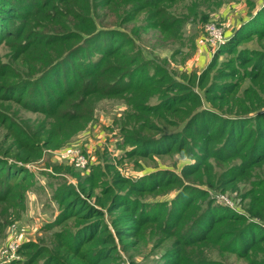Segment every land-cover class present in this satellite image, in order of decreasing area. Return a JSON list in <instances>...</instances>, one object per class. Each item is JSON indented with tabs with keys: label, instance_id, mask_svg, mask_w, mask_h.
Segmentation results:
<instances>
[{
	"label": "trees",
	"instance_id": "obj_1",
	"mask_svg": "<svg viewBox=\"0 0 264 264\" xmlns=\"http://www.w3.org/2000/svg\"><path fill=\"white\" fill-rule=\"evenodd\" d=\"M166 1L35 0L32 9L15 12L9 6L5 12L7 14L0 17V26L10 21L0 33V42L11 38L16 52L13 59L23 56L22 63L27 62L26 58L37 62L48 61L45 67H41L42 63L37 65L38 68L30 66V73L18 70L30 76L29 80L20 81L22 86H26L22 94L28 90V95L40 78L61 63L73 61L77 64V70L69 69L65 77L70 80L72 76L71 82L64 87L59 86L58 93L47 101V105L37 106L41 101V89H33L30 93L36 106L27 108L49 117L47 128L37 126L34 132L31 131L32 137H29V132L17 133V124H11L5 116H0V122L15 133V138L21 139L15 147L16 158L32 161L41 156L42 148L63 146V138H69L88 122L92 115L93 97L99 95L117 96L131 102L133 112L130 111L132 113L129 115L134 116L135 121L130 126L124 119L119 126L121 143L129 145L127 154L149 156L186 150L195 158L194 163L182 167L180 176L157 170L144 179L131 180L117 172L112 180L113 185L106 187L101 194L65 187L60 197L64 209L57 220L47 224V228L73 216L79 223L72 234L63 237V251L47 255L43 264H76L69 260L74 258H78L81 264H111L117 258L115 237L118 240L134 237L142 226L154 219L162 230H177L176 223H170L169 219L179 221L183 218L192 220L189 230L181 234L178 233L181 231L179 228L174 250L162 258L160 264H179L183 251L181 247L201 242L210 237L209 234L215 238L218 234L221 238L227 237L232 240L231 243L238 241L239 255L247 257L251 254L250 264H264V259H258L256 253L259 248H264V179L255 173L256 169L264 165V52L255 49L237 50V46L245 39L257 34L264 35V0L260 8H255L252 17L214 50L211 62L198 78L188 75L184 80L173 78L166 68L145 59L139 51L130 54L125 52L124 49L133 45V40L119 27L101 26L97 22V12L102 8L114 11L117 17L115 24H119L121 19L128 21L136 9L122 6L132 3V8H140L139 11L147 8L159 11L155 24L166 26L163 15ZM0 7L4 10L8 8V1L0 0ZM24 16L28 19L22 20ZM16 18H20L21 22H17ZM35 28H45L46 32L39 33ZM112 32L119 36L116 33L111 35L104 48L98 44L103 39L100 38L102 35ZM115 36L121 39L116 41ZM223 54L235 56L211 75L210 70ZM138 62L142 64V69L135 65ZM0 68V76L8 77H14L13 73L16 74L17 70L9 63L1 62ZM244 79L248 81L247 85H242ZM12 87L14 84H1L0 94ZM15 88L12 94L0 96L8 100L16 99ZM146 94L151 95L152 102L138 105L139 99ZM19 97V103H27ZM133 98L136 104L132 103ZM136 112L143 114L138 115ZM175 116L177 121L173 120ZM161 122L174 126L178 123L180 131H162ZM155 131H158L155 137L148 133ZM231 157L240 159V164L232 170V174L213 177L208 179L207 184L222 192L239 193L240 180H249L252 189L240 196V202L248 199L243 207L244 212L214 203L215 198L208 199L205 209L200 211L197 202L200 198L203 201L209 191L186 185L187 191L182 193V199L171 202L169 207L157 206L156 203L141 204L130 195L171 183H182V177L196 174L209 159L224 161ZM2 162L4 160L0 159V168ZM89 166L91 168L92 164ZM207 166L212 169L211 164ZM8 174L5 187L16 186L28 177L25 168L15 167L13 171L9 168ZM254 176L256 179L252 180ZM121 186H125L126 193H121ZM92 196L93 201H90ZM104 210L109 214L120 210L119 214L111 218L114 233L104 222ZM249 217L252 221L247 220ZM23 247L24 243L19 250ZM184 264H188V261Z\"/></svg>",
	"mask_w": 264,
	"mask_h": 264
},
{
	"label": "rangeland",
	"instance_id": "obj_2",
	"mask_svg": "<svg viewBox=\"0 0 264 264\" xmlns=\"http://www.w3.org/2000/svg\"><path fill=\"white\" fill-rule=\"evenodd\" d=\"M6 1H8V8L4 10L0 7V17L7 14L5 12L9 10V6L15 12H22L26 11V8L32 9L35 3V0ZM262 2L263 0H167L163 13L166 18V26L155 24L159 11L151 8L139 11L140 8H132L131 3L122 6L124 8L128 6L127 8L132 10L136 9L133 17L128 21L121 19L119 24H115L117 17L114 11L109 12L102 8L97 12L99 15L97 22L101 26L119 27L133 40V45L124 49L125 52L129 54L137 53L136 51L141 52L145 59L153 60L166 68L173 78L184 80L186 76L194 75V79H197L198 75L211 62L215 50V46L208 40L205 33L206 25L214 23L224 33L230 32V36L235 29L255 14V8H260ZM16 19L14 20L20 23L21 19L27 20L28 17ZM9 22L2 23L0 33ZM35 29L39 33L46 32L45 28ZM245 31L244 29L243 33H246ZM114 33L116 32L102 35L100 38H103L104 42L101 40L98 44L103 48L107 46L111 35H115ZM116 35L119 36L118 33ZM118 36L114 38L116 41L121 39ZM11 41V38H6L0 42V62L9 63L17 70L16 74L13 73L14 77L0 76V85L14 84L16 99H3V96L12 94L11 91L14 87L1 92L0 95L3 96H0V116H5L11 124L16 123L17 133L27 131L30 133L29 137H32L31 131L34 132L37 126L47 128L50 118L42 112L27 108L30 105L36 106L30 98V93L33 89H41V101L37 106L47 105V101L58 93L59 86L64 87L68 82H71L72 76L70 80L65 77L69 69L77 70L75 69L77 64L73 61L61 63L59 67L40 78L28 95V90L22 94L26 86H22L23 83L20 81L29 80L30 76L18 72V70L30 73V66L34 65L38 68L37 65L42 63L41 67H45L48 61L37 62L26 58L27 62L22 63L23 56L13 59L16 52H14L15 48ZM242 49H255L264 52V35L257 34L245 39L237 46V50ZM234 56L235 54L220 56L210 70V74L213 75L218 67L223 68L227 61ZM135 65L142 69L140 62ZM149 71L151 72L152 69ZM247 83L246 79L242 80V85H247ZM146 95L148 98L145 96L139 99L138 105L152 102L151 95ZM19 96L28 104L26 102H24L26 104L19 103ZM201 96H203L202 93ZM93 98L95 100L92 103V115L85 126L69 138H63L61 140L63 146L55 149L42 148L41 156L32 161L16 158L15 147L21 139L15 138V133L6 124L0 122V159L4 160L0 168V195L3 196L0 198V264H43L47 255L63 251V237L68 233L72 234L79 221L73 216L52 227L47 228V224L57 220L64 209L60 197L65 187L85 189L93 191L94 194H101L106 187L113 185L112 180L117 172L131 180L144 179L151 172L157 170L176 173L180 176L182 167L195 162V158L186 150L149 156L127 154L126 150L129 145L121 143L119 126L124 122V119L130 126L135 121V117L129 115L133 112L131 102L117 96L99 95ZM135 101L133 98L132 103L136 104ZM136 113L143 114V112ZM173 120H176V116ZM161 127L162 131L169 132H177L181 128L178 123L174 126L163 122H161ZM148 133L155 137L158 131ZM22 140H26V138H22ZM80 153L85 156L84 160L87 162L85 165L80 163L79 157L82 156ZM90 164H92L91 168ZM209 164L212 165L211 170L208 169L207 165ZM239 164L238 157H231L224 161L209 159L199 172L185 178L182 177V183H171L155 190L131 193L130 195L136 197L141 204L153 205L156 203L157 206L167 205L169 207L171 202L175 203V200L182 199V193L187 191V188L184 187L186 185L189 188L209 191V195L203 201L200 198L197 202L200 205V211L205 209L208 199L215 198L214 203H222L236 208L238 212H244L243 207L248 199L240 202V196L252 189L253 186H250L249 180H240L239 193L222 192L207 184L208 179L213 177L231 175L232 170ZM15 167L25 168L28 177L26 176L25 181L18 182L16 186L5 187L9 175L8 169L12 168L13 171ZM255 173L257 177L264 179V165L256 169ZM255 179L256 176L252 177V180ZM8 188L10 190L7 193ZM120 191L126 193L125 186H121ZM90 201H93V196ZM152 208L156 209L155 206ZM119 213L120 210L112 214L104 210V222L113 233L111 218ZM251 219L247 218L249 221ZM169 221L176 223L177 230H162L154 219L142 226L134 237H124L121 240L115 237L117 258L111 264H160L162 258L174 250L178 235L176 232L179 228L181 227V231L178 233L182 234L189 230L192 222L191 219L185 218L179 221L169 219ZM209 236L196 244L183 245L179 264H184L185 261H188V264H250L249 255L251 254H248L247 257L238 254L240 249L238 241L231 243L232 240L223 236L221 238L219 234L217 238L212 234ZM19 242L17 250L11 252L9 245ZM22 243L25 244V247L19 250ZM256 253L258 259H264V248H259ZM69 257L72 258L71 255ZM69 260L81 264L78 258Z\"/></svg>",
	"mask_w": 264,
	"mask_h": 264
},
{
	"label": "built area",
	"instance_id": "obj_3",
	"mask_svg": "<svg viewBox=\"0 0 264 264\" xmlns=\"http://www.w3.org/2000/svg\"><path fill=\"white\" fill-rule=\"evenodd\" d=\"M205 33L207 35L208 40L212 43V45L215 46V49L221 43H223L226 40V36H225L224 31L220 27L216 26L214 23H208L206 25ZM75 153H77V152H75ZM84 157H85L84 155L79 157L81 165H85L87 163V162H85ZM19 244H20V242L9 245L10 251L11 252L16 251L17 250L16 248L19 246ZM9 249H8V251H9Z\"/></svg>",
	"mask_w": 264,
	"mask_h": 264
},
{
	"label": "crops",
	"instance_id": "obj_4",
	"mask_svg": "<svg viewBox=\"0 0 264 264\" xmlns=\"http://www.w3.org/2000/svg\"><path fill=\"white\" fill-rule=\"evenodd\" d=\"M225 34H226V36H229L230 32H228V33H225Z\"/></svg>",
	"mask_w": 264,
	"mask_h": 264
}]
</instances>
